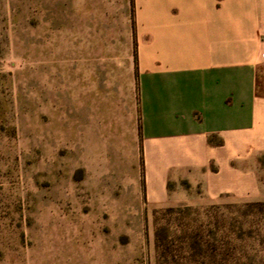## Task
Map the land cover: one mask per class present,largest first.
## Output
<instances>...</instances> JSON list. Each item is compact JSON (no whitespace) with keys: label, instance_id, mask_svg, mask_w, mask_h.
<instances>
[{"label":"rangeland","instance_id":"1","mask_svg":"<svg viewBox=\"0 0 264 264\" xmlns=\"http://www.w3.org/2000/svg\"><path fill=\"white\" fill-rule=\"evenodd\" d=\"M135 12L0 0V264H264V200L184 179L149 202L139 113L74 76L72 54L122 47Z\"/></svg>","mask_w":264,"mask_h":264},{"label":"crops","instance_id":"2","mask_svg":"<svg viewBox=\"0 0 264 264\" xmlns=\"http://www.w3.org/2000/svg\"><path fill=\"white\" fill-rule=\"evenodd\" d=\"M140 5L122 47L72 68L139 113L146 199L185 179L264 200V0H150L149 27Z\"/></svg>","mask_w":264,"mask_h":264},{"label":"trees","instance_id":"3","mask_svg":"<svg viewBox=\"0 0 264 264\" xmlns=\"http://www.w3.org/2000/svg\"><path fill=\"white\" fill-rule=\"evenodd\" d=\"M139 132L141 134V126L139 127ZM253 204L259 205L260 207H264V202H256V203H252V205Z\"/></svg>","mask_w":264,"mask_h":264}]
</instances>
